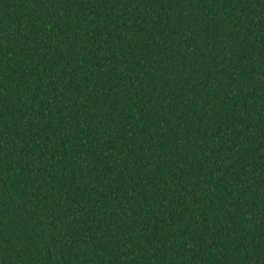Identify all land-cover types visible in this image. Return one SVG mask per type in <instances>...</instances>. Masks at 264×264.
I'll return each instance as SVG.
<instances>
[{"label":"trees","instance_id":"obj_1","mask_svg":"<svg viewBox=\"0 0 264 264\" xmlns=\"http://www.w3.org/2000/svg\"><path fill=\"white\" fill-rule=\"evenodd\" d=\"M0 264H264V0H0Z\"/></svg>","mask_w":264,"mask_h":264}]
</instances>
